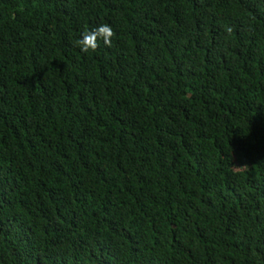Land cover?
Returning <instances> with one entry per match:
<instances>
[{"label": "trees", "instance_id": "1", "mask_svg": "<svg viewBox=\"0 0 264 264\" xmlns=\"http://www.w3.org/2000/svg\"><path fill=\"white\" fill-rule=\"evenodd\" d=\"M0 264H264V0H0Z\"/></svg>", "mask_w": 264, "mask_h": 264}, {"label": "clouds", "instance_id": "2", "mask_svg": "<svg viewBox=\"0 0 264 264\" xmlns=\"http://www.w3.org/2000/svg\"><path fill=\"white\" fill-rule=\"evenodd\" d=\"M114 35L115 33L110 25L100 24L91 31H85L82 34V38L77 39L75 44L82 52L88 53L90 50H96L98 47V40H102L106 46L111 47L112 37Z\"/></svg>", "mask_w": 264, "mask_h": 264}]
</instances>
